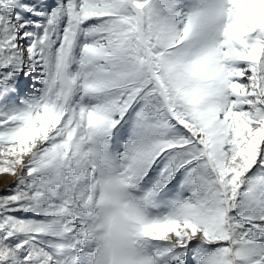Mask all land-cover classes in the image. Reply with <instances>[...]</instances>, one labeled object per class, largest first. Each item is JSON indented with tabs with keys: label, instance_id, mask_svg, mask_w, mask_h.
I'll use <instances>...</instances> for the list:
<instances>
[{
	"label": "snow or ice",
	"instance_id": "snow-or-ice-1",
	"mask_svg": "<svg viewBox=\"0 0 264 264\" xmlns=\"http://www.w3.org/2000/svg\"><path fill=\"white\" fill-rule=\"evenodd\" d=\"M0 264H99L119 174L139 264H264V0H0Z\"/></svg>",
	"mask_w": 264,
	"mask_h": 264
},
{
	"label": "clouds",
	"instance_id": "clouds-1",
	"mask_svg": "<svg viewBox=\"0 0 264 264\" xmlns=\"http://www.w3.org/2000/svg\"><path fill=\"white\" fill-rule=\"evenodd\" d=\"M99 186L101 200L96 220L99 264H139L132 209L119 174L102 168Z\"/></svg>",
	"mask_w": 264,
	"mask_h": 264
},
{
	"label": "rangeland",
	"instance_id": "rangeland-1",
	"mask_svg": "<svg viewBox=\"0 0 264 264\" xmlns=\"http://www.w3.org/2000/svg\"><path fill=\"white\" fill-rule=\"evenodd\" d=\"M14 104L15 100L6 101L2 97H0V106H12ZM15 179L16 177L12 176L11 174H0V190H3L7 185L12 184Z\"/></svg>",
	"mask_w": 264,
	"mask_h": 264
},
{
	"label": "bare ground",
	"instance_id": "bare-ground-1",
	"mask_svg": "<svg viewBox=\"0 0 264 264\" xmlns=\"http://www.w3.org/2000/svg\"><path fill=\"white\" fill-rule=\"evenodd\" d=\"M27 94H30V93H29L27 90H25V91L22 93V95H24V96H22L19 100H15V104H19V103H21L23 100L27 99V98H28Z\"/></svg>",
	"mask_w": 264,
	"mask_h": 264
}]
</instances>
